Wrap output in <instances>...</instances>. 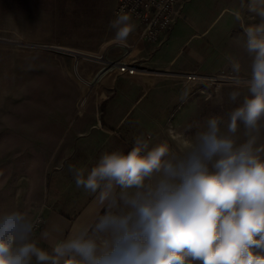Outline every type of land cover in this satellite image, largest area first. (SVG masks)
<instances>
[{
    "label": "clouds",
    "instance_id": "clouds-1",
    "mask_svg": "<svg viewBox=\"0 0 264 264\" xmlns=\"http://www.w3.org/2000/svg\"><path fill=\"white\" fill-rule=\"evenodd\" d=\"M264 0L239 13L245 71L231 61L229 111L197 122L178 142L137 136L127 150L104 151L90 168L69 165L96 210L66 236L35 238L37 221L0 210V264H264ZM118 46L135 30L129 12L110 20ZM55 232L63 229L55 226Z\"/></svg>",
    "mask_w": 264,
    "mask_h": 264
},
{
    "label": "rangeland",
    "instance_id": "rangeland-1",
    "mask_svg": "<svg viewBox=\"0 0 264 264\" xmlns=\"http://www.w3.org/2000/svg\"><path fill=\"white\" fill-rule=\"evenodd\" d=\"M97 2L98 0H0V210L18 207L27 211L36 221L41 219L39 213L44 199L41 184L39 180L37 181L40 179V168L33 169L35 175L32 177V183L31 177H24L22 180L18 175L13 178V182H5L4 163L8 159L5 154L10 146L9 142L4 140L7 128L5 121H11L16 130L19 129L18 120L22 114L28 120L37 119L40 122L57 118L66 121L69 117L67 110L84 101L85 95L82 93L98 86L97 71L99 67L104 69L108 65L103 60L89 59L70 52L101 56L97 55L101 53L97 49L80 51L75 48L86 45L104 49L108 43L116 42L113 30L109 27L110 20L114 18L113 0H101L98 4ZM181 13L182 17L177 21V32L181 35L169 50L170 57L175 56L182 41L195 28L203 23V27L207 25L205 23L208 19L198 20L197 27L191 25L186 19L189 13L187 7ZM101 14L103 19L99 18ZM225 22L226 18H223L215 29ZM131 39L130 35L128 42H131ZM196 45L197 40L191 44L192 47ZM209 50L204 49L202 54L208 55ZM111 53V57L115 59L121 50L114 47ZM219 54L220 56L225 54L224 50L221 49ZM187 58L186 53H183L177 56L176 60L186 62ZM131 59L136 60V56L133 54ZM242 61L248 62L246 59ZM81 62H87L88 70L94 71L93 78H85ZM220 62L225 61L222 59ZM248 67L249 64L244 66L245 71ZM149 71L150 73H137L134 76L137 79H131L130 84L126 83L125 86L134 89L138 84L171 89L183 88L180 95H176L178 97L171 101V105L164 101L171 95H157L159 97L157 99L160 100L157 101L155 110L151 109L150 113L152 118H155L154 122L143 118L144 124L138 127L139 136L149 139L150 142H178L184 135L195 131V128L190 126L202 122L209 115H223L234 106L228 100L231 88L228 82L222 79L230 71L198 80H188L181 74L175 75L172 71L164 73L157 70ZM111 86L110 84L109 88ZM79 90H82V93L76 94ZM186 95L188 98H183ZM131 98L129 95L116 99L113 105L117 107L113 106L114 110L111 113L123 112ZM144 103L135 111L131 110L125 127L120 129L125 137L128 136V124L134 123L140 110L146 106ZM57 110L64 112L60 113ZM202 110L205 111L203 116L200 115ZM260 135L261 143H264V130Z\"/></svg>",
    "mask_w": 264,
    "mask_h": 264
},
{
    "label": "crops",
    "instance_id": "crops-1",
    "mask_svg": "<svg viewBox=\"0 0 264 264\" xmlns=\"http://www.w3.org/2000/svg\"><path fill=\"white\" fill-rule=\"evenodd\" d=\"M99 2L101 0H98L97 4ZM113 3L112 10L115 16V0ZM251 6H253V0H188L177 8L174 26L161 33L158 43L151 44L143 41L138 44L133 52L136 61L149 70H153L152 72L154 70L163 73L172 71L175 75L192 72L205 78L216 76L223 71H231L233 59H239L244 66L250 65V58L243 48V33L240 21L236 19V14L239 13L246 24L259 23L260 17L250 11ZM255 6L264 7L259 3ZM185 7L189 10L186 19L191 25L197 27L198 20L208 19L205 23L207 25L203 27V23L195 28L182 41L179 49L175 52V56L170 57L169 50L173 48L179 35H181L177 32V21L182 17L181 11ZM102 16L103 14L99 18L103 19ZM223 18H226V22L215 29V26ZM132 21L136 27L131 34L132 39L130 41L134 42L138 38L141 24L133 17ZM195 40H197L198 45L192 47L191 44ZM110 44L108 43L107 47ZM107 47L103 49L102 47L79 45L75 49L80 51L97 49L101 53L96 54L103 55ZM207 48L210 49V52L204 56L202 51ZM221 49L225 52L222 56L219 54ZM111 50H109L110 53L109 51L106 53L107 58H113L111 57ZM183 53H186L187 61L179 62V59L176 60V57ZM94 57L96 58V55ZM222 59L225 62H220ZM242 59H246L248 62H243ZM81 64L85 78H93L94 71L88 70L87 62H81ZM99 68L97 71L99 72L98 86L83 93L82 90L76 91V94L85 95V99L67 110L69 117L66 121L59 118L43 122L37 119L28 120L21 113L22 116L18 120V130L13 128L11 121H5V127L9 128L5 130L4 140L10 145L5 154L8 157L4 163L5 182H13V178L18 175L22 180L31 177L32 183V177L35 175L33 169L40 168L41 170L40 179L37 181L39 180L41 184L44 204L39 213L42 221L37 226L35 238L45 247H48L51 241L42 237L44 231H51L53 239L66 236L81 222L90 219L96 210L94 196L76 186L69 165L87 169L95 163L104 151L130 148L135 138L139 136L138 127L144 124L143 118L149 122L155 119L150 113H152L151 109L155 110L157 101L160 100L157 99L159 98L157 95H171L164 99L166 104L171 105V101L175 100L174 97H178L176 95H180L179 93L183 89L152 85L140 86V84L135 89L129 88L125 84H130L131 79H137L134 78L135 75L122 73L118 68ZM148 79L151 78H146V80ZM110 84L112 86L109 88ZM133 90L135 93H132ZM129 95L132 98L123 112L111 113L114 107H117V105H113V102L121 96ZM150 96L152 98H149ZM142 103L146 106L140 110L134 123L128 124V136L125 137L120 129L125 127L131 110L133 109L132 112L135 111ZM104 104L106 105L104 106ZM152 104L154 106L151 107ZM59 111L57 110V112ZM62 112L64 110L60 111V113ZM55 226L62 228L63 232H55L53 230Z\"/></svg>",
    "mask_w": 264,
    "mask_h": 264
},
{
    "label": "built area",
    "instance_id": "built-area-1",
    "mask_svg": "<svg viewBox=\"0 0 264 264\" xmlns=\"http://www.w3.org/2000/svg\"><path fill=\"white\" fill-rule=\"evenodd\" d=\"M186 1L188 0H115V14L121 10L129 12L134 19L140 22L141 29L137 40L131 43L128 42L126 47H120L114 42L107 47L103 55L96 56V59L103 60L109 68H118L120 72L131 76L137 73L149 72L146 66L131 59L133 52L140 42L158 43L161 33L170 30L174 26L176 10ZM114 47L120 49L121 53L115 59L107 58L106 53ZM87 58L90 59V57ZM179 74L188 80L205 78L192 72ZM38 220L37 223L40 224L42 218Z\"/></svg>",
    "mask_w": 264,
    "mask_h": 264
},
{
    "label": "water",
    "instance_id": "water-1",
    "mask_svg": "<svg viewBox=\"0 0 264 264\" xmlns=\"http://www.w3.org/2000/svg\"><path fill=\"white\" fill-rule=\"evenodd\" d=\"M70 52H72V53H74L75 55H84V56H86V57H90V58H94V59H96L94 56H91V55H88V54H84V53H80V52H76V51H70Z\"/></svg>",
    "mask_w": 264,
    "mask_h": 264
},
{
    "label": "trees",
    "instance_id": "trees-1",
    "mask_svg": "<svg viewBox=\"0 0 264 264\" xmlns=\"http://www.w3.org/2000/svg\"><path fill=\"white\" fill-rule=\"evenodd\" d=\"M187 97V95L186 96H184L183 98H186ZM188 98V97H187ZM186 100V99H185ZM106 104H104V106H105ZM204 113H205V111L204 110H202V112H201V116H203L204 115Z\"/></svg>",
    "mask_w": 264,
    "mask_h": 264
}]
</instances>
